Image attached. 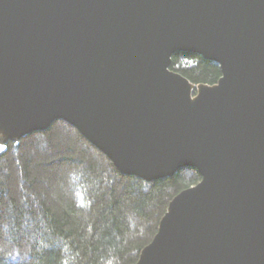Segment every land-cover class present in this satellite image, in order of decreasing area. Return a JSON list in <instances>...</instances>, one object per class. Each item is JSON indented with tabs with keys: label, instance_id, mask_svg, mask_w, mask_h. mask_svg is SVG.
I'll return each instance as SVG.
<instances>
[{
	"label": "water",
	"instance_id": "obj_1",
	"mask_svg": "<svg viewBox=\"0 0 264 264\" xmlns=\"http://www.w3.org/2000/svg\"><path fill=\"white\" fill-rule=\"evenodd\" d=\"M57 121L123 175L202 176L136 264H264V0H0V149Z\"/></svg>",
	"mask_w": 264,
	"mask_h": 264
},
{
	"label": "trees",
	"instance_id": "obj_2",
	"mask_svg": "<svg viewBox=\"0 0 264 264\" xmlns=\"http://www.w3.org/2000/svg\"><path fill=\"white\" fill-rule=\"evenodd\" d=\"M171 70L215 85L219 64L178 53ZM202 180L123 175L75 127L57 121L0 150V264H136L171 201Z\"/></svg>",
	"mask_w": 264,
	"mask_h": 264
},
{
	"label": "snow or ice",
	"instance_id": "obj_3",
	"mask_svg": "<svg viewBox=\"0 0 264 264\" xmlns=\"http://www.w3.org/2000/svg\"><path fill=\"white\" fill-rule=\"evenodd\" d=\"M0 150H2V149H0Z\"/></svg>",
	"mask_w": 264,
	"mask_h": 264
}]
</instances>
